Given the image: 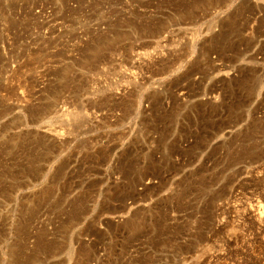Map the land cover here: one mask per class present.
I'll return each mask as SVG.
<instances>
[{
    "label": "rangeland",
    "instance_id": "1",
    "mask_svg": "<svg viewBox=\"0 0 264 264\" xmlns=\"http://www.w3.org/2000/svg\"><path fill=\"white\" fill-rule=\"evenodd\" d=\"M0 264H264V0H0Z\"/></svg>",
    "mask_w": 264,
    "mask_h": 264
}]
</instances>
